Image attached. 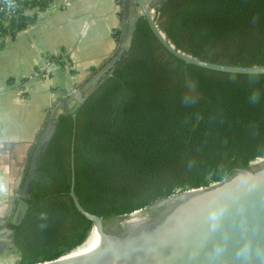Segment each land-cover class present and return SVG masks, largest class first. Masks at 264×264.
I'll return each mask as SVG.
<instances>
[{
    "label": "trees",
    "instance_id": "trees-1",
    "mask_svg": "<svg viewBox=\"0 0 264 264\" xmlns=\"http://www.w3.org/2000/svg\"><path fill=\"white\" fill-rule=\"evenodd\" d=\"M51 1L1 0L0 38L34 24ZM156 9V23L177 49L218 64L264 66V0H167ZM115 37L120 45L123 28ZM50 58L65 65L62 55ZM259 158L264 74L188 64L140 17L130 49L111 74L73 113L59 117L29 208L12 226L19 264L57 259L87 240L94 222L75 204L73 176L81 206L106 220L178 189L222 182Z\"/></svg>",
    "mask_w": 264,
    "mask_h": 264
},
{
    "label": "water",
    "instance_id": "water-1",
    "mask_svg": "<svg viewBox=\"0 0 264 264\" xmlns=\"http://www.w3.org/2000/svg\"><path fill=\"white\" fill-rule=\"evenodd\" d=\"M165 1L158 0L153 8ZM138 9L140 12L136 14ZM122 10L123 37L112 58L79 87L72 82L73 76L67 65V84L59 93L63 100L54 107L47 120L15 195L5 200L15 202L22 186L13 222L17 220L22 201L57 129L60 115L73 113L69 105L72 102L83 103L90 90L111 74L131 47L138 18L145 17L163 46L188 64L229 73L264 74V66L218 64L177 49L159 28L147 0H123ZM259 159V162H251L248 168L239 169L222 182L186 190L137 210L145 211L142 219L131 221L124 218L132 216L135 211L115 217L107 226L101 216L81 206L75 194L73 176L71 195L75 204L97 224L101 237L81 256L70 257L67 253L36 264H264V158ZM13 206L11 204V211ZM149 212L152 214L148 215ZM5 232L10 230L0 229V234ZM3 239L10 242L7 237L0 236V241Z\"/></svg>",
    "mask_w": 264,
    "mask_h": 264
},
{
    "label": "crops",
    "instance_id": "crops-1",
    "mask_svg": "<svg viewBox=\"0 0 264 264\" xmlns=\"http://www.w3.org/2000/svg\"><path fill=\"white\" fill-rule=\"evenodd\" d=\"M121 12L118 0H52L34 24L0 38V223L11 213L5 200L15 195L47 120L63 100L67 65L77 87L93 68L103 67L119 48ZM59 55L64 66L50 58Z\"/></svg>",
    "mask_w": 264,
    "mask_h": 264
},
{
    "label": "flooded vegetation",
    "instance_id": "flooded-vegetation-1",
    "mask_svg": "<svg viewBox=\"0 0 264 264\" xmlns=\"http://www.w3.org/2000/svg\"><path fill=\"white\" fill-rule=\"evenodd\" d=\"M25 172H26V171H25ZM35 176H36V175H35ZM33 182H34V180H33ZM32 185H33V183H32ZM32 185H31L30 189H29L28 192H27V196H26V198L24 199V201H22V205H21V207H20V209H19V214H18V217H17L16 222H13V218H14V216H15L16 211L18 210V204H19V200H20L19 197H20V194H21V192H22V186H21L20 189L18 190V191H19V192L17 193V194H18V198L15 200V202H6V203H8L9 205L13 204L14 206H13L12 211H11V213L9 214V216H8L4 221L1 222V223H3V225L0 226V229H2V228H8V229L10 230V232H5V233H3V234H0V236H1L2 238L7 237L8 239H10V242H8L7 240H5V241L7 242V245H8V243H9V245L7 246V248H8L9 250H13V248L15 247V243H14V241H13L14 231H13L12 226L17 225V224H19V223L22 221V219L24 218V216H25V214H26V212H27V210H28V208H29V204L27 203V199L31 196V193H32ZM116 217H117V216H116ZM114 218H115V217H114ZM104 221H105V219H104ZM1 223H0V224H1ZM0 242H3V243L6 244V242H4V239L1 240ZM5 247H6V246H5ZM3 249H4V248H3ZM3 249H1L0 252H3V251H4ZM6 250H7V249H6Z\"/></svg>",
    "mask_w": 264,
    "mask_h": 264
},
{
    "label": "rangeland",
    "instance_id": "rangeland-1",
    "mask_svg": "<svg viewBox=\"0 0 264 264\" xmlns=\"http://www.w3.org/2000/svg\"><path fill=\"white\" fill-rule=\"evenodd\" d=\"M157 1L158 0H147V3H148V5H149V7L151 9V13H152V15L154 17H155V14H156V10L157 9L156 8H153V7L157 3ZM139 12H140V10L138 9V11L136 12V14H139ZM89 79L90 78H88L86 81H88ZM82 85H80V86H82ZM78 105H79L78 102H72V104H70V107L69 108H71L73 110V112H74ZM181 193L182 192L176 190V193L173 196L179 195ZM151 214H152L151 212L148 213V215H151ZM124 218H128V216L127 217H124ZM114 220H115L114 218L106 219L104 221L105 222V225L106 226L107 225H110ZM4 242H6V241L4 240ZM8 245H9V243H8ZM8 245H7V242H6V244L3 243V242H0V251H1V249L4 248L3 249L4 251L3 252H0V264H19L20 259H21V254L16 249H14V248H13V250H9L7 248Z\"/></svg>",
    "mask_w": 264,
    "mask_h": 264
},
{
    "label": "bare ground",
    "instance_id": "bare-ground-1",
    "mask_svg": "<svg viewBox=\"0 0 264 264\" xmlns=\"http://www.w3.org/2000/svg\"><path fill=\"white\" fill-rule=\"evenodd\" d=\"M257 161H260V159H258ZM146 215L145 211H137L135 213H133L132 216L128 217L127 219H131V221L133 220H137V219H142L144 216ZM100 233L98 230V226L97 224H94L89 236L87 238V240L78 248L74 249L72 252H70V257H77V256H81L84 253H86L88 251V249L98 240V238H100Z\"/></svg>",
    "mask_w": 264,
    "mask_h": 264
},
{
    "label": "built area",
    "instance_id": "built-area-1",
    "mask_svg": "<svg viewBox=\"0 0 264 264\" xmlns=\"http://www.w3.org/2000/svg\"><path fill=\"white\" fill-rule=\"evenodd\" d=\"M1 1V0H0ZM215 183H213L212 185H214ZM178 191H180V189H178Z\"/></svg>",
    "mask_w": 264,
    "mask_h": 264
}]
</instances>
